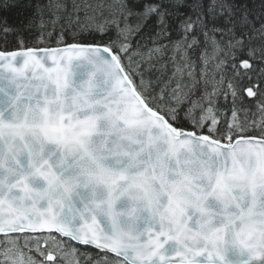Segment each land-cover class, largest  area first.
Masks as SVG:
<instances>
[{
    "label": "snow or ice",
    "instance_id": "obj_1",
    "mask_svg": "<svg viewBox=\"0 0 264 264\" xmlns=\"http://www.w3.org/2000/svg\"><path fill=\"white\" fill-rule=\"evenodd\" d=\"M0 45V264H264V0H0Z\"/></svg>",
    "mask_w": 264,
    "mask_h": 264
},
{
    "label": "trees",
    "instance_id": "obj_2",
    "mask_svg": "<svg viewBox=\"0 0 264 264\" xmlns=\"http://www.w3.org/2000/svg\"><path fill=\"white\" fill-rule=\"evenodd\" d=\"M80 1V0H78ZM25 3L28 2V0H24ZM33 3H38L41 5H46L49 3V0H32ZM32 14V10L31 9H18L16 11H14L13 13H10L11 17L16 20L17 22H19L20 20L26 19L27 16ZM48 18V13L45 12L44 14V19L47 20ZM39 32H40V27H39V18L37 19V23L36 25L31 28L30 30L26 31L24 33V39L27 41V45L29 47H32L36 41V39L39 38ZM69 41L71 42V35L69 34L68 36ZM3 45H0V48H2ZM215 107L217 109H219V118L221 121V124L219 125V127H226L227 121L231 118V107H232V101H231V97H228L227 99H225L224 95H219L218 97H216V105ZM246 107L249 109V111L247 112V114H245L244 112L240 113L241 119L245 118V115H247V117L249 119H251L253 117V115L255 114V118L258 120L259 119V113H257L256 110V106L254 104H246ZM86 253L87 255L90 254V252L85 251V250H81V253ZM83 256V255H80ZM86 256V255H85ZM80 262H84V264H86V259L85 260H81L79 259Z\"/></svg>",
    "mask_w": 264,
    "mask_h": 264
},
{
    "label": "rangeland",
    "instance_id": "obj_3",
    "mask_svg": "<svg viewBox=\"0 0 264 264\" xmlns=\"http://www.w3.org/2000/svg\"><path fill=\"white\" fill-rule=\"evenodd\" d=\"M78 2H80V1H78ZM81 255H83V256L68 255L67 257H65L66 264H76L77 259H81V260L87 259L88 255L85 252L81 253ZM81 264H82V262H81ZM83 264H84V262H83Z\"/></svg>",
    "mask_w": 264,
    "mask_h": 264
}]
</instances>
